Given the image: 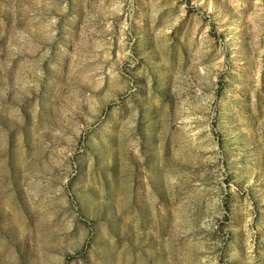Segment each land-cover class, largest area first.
<instances>
[{"label":"rangeland","instance_id":"374dc122","mask_svg":"<svg viewBox=\"0 0 264 264\" xmlns=\"http://www.w3.org/2000/svg\"><path fill=\"white\" fill-rule=\"evenodd\" d=\"M0 264H264V0H0Z\"/></svg>","mask_w":264,"mask_h":264}]
</instances>
